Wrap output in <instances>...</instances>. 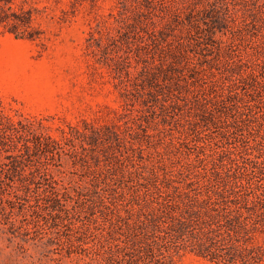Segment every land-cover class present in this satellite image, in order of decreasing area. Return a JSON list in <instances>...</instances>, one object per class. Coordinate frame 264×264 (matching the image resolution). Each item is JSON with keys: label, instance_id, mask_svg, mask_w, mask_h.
<instances>
[{"label": "trees", "instance_id": "obj_1", "mask_svg": "<svg viewBox=\"0 0 264 264\" xmlns=\"http://www.w3.org/2000/svg\"><path fill=\"white\" fill-rule=\"evenodd\" d=\"M241 2L251 16V21L243 19V36L249 34L246 56L226 51L223 63L207 64L193 55L214 39L216 25L227 27L238 19L231 0L170 5L162 0L159 7L155 0L123 3L119 13L125 15L124 23L137 27L144 32L141 38L147 35L151 42L135 43L136 55L145 62L137 98L145 106L154 101L164 124L179 123L186 111L187 137L178 142L162 133L154 138L144 124L149 114L128 119L136 95L126 87L123 123L119 119L86 122L82 129L61 127L60 138L44 126L0 114V232L10 239H41L48 215L50 227L56 229L51 234L62 236L61 225L71 231L59 243L61 249L98 255L107 264H175L176 255L185 251L222 264H262L261 251L247 242L260 220L252 218L249 181L234 171L203 172L201 146L197 138L188 137L198 136L201 121L216 123L217 112L234 111L242 120L264 108V0ZM3 10L0 7V20ZM210 10L215 13L207 28L210 41L201 43L193 33L201 29L198 16ZM216 43L220 52L221 43L227 42L221 37ZM148 54L154 57L152 63L143 58ZM239 82L249 90L240 92ZM186 105L192 108L189 113ZM193 111L201 112L198 119H192ZM76 138L90 145L91 159L98 165L89 169L91 186L65 180L56 169L63 142ZM189 140L199 149L195 158L183 155ZM145 145L151 150L146 152ZM29 208L32 219L25 221L21 217Z\"/></svg>", "mask_w": 264, "mask_h": 264}, {"label": "rangeland", "instance_id": "obj_2", "mask_svg": "<svg viewBox=\"0 0 264 264\" xmlns=\"http://www.w3.org/2000/svg\"><path fill=\"white\" fill-rule=\"evenodd\" d=\"M125 1L130 4L133 0H0V7L5 11L0 20V114L31 122L34 127L44 126L46 131L60 138L61 127L82 129L86 122L119 119L123 123L127 101L122 91L126 87L136 95L128 119L149 114L144 124L155 134L154 138L157 133H162L166 139L173 138L175 142L184 137L186 111L179 123L164 124L154 101L148 102L146 108L142 98H137L136 87H140V73L145 62L136 55L135 43L151 42L147 35L141 38L144 32H139L137 27L124 23L125 15L119 12ZM161 1L155 0L156 7ZM164 1L170 5L196 0ZM237 3L231 0L230 5L237 7L238 19L227 27L216 25L212 41L208 38L207 28L215 13L210 10L198 16L201 29L193 33V38L201 43L209 40L210 44L201 53L193 55L195 60L199 59L203 64L208 60L223 63L226 51L239 54L238 57L246 56L249 34L243 36L247 33L243 19L251 21V16L248 5L241 0ZM224 12L225 9H220V13ZM221 37L227 43H221L219 52L216 42ZM201 45L205 47V44ZM143 58L151 63L154 61L150 54ZM238 90L247 91L249 86L239 82ZM189 106H185V110H189L187 113L192 110ZM191 113L192 119H198L201 112ZM229 114L217 112L220 117L216 123L201 121L198 136L191 134L188 137L197 138L196 144L201 146L200 169L203 172L234 171L249 181L250 189L253 188L249 197L254 208L252 218L260 220L247 242L261 251L264 264V108H256L254 116H243L242 120L234 116V111ZM123 126L120 125L119 130H124ZM161 143L160 146L164 145ZM145 146L146 152L151 150ZM184 149L183 155L190 154V158H195L199 150L191 140ZM90 150V145L80 138L63 142L61 158L59 156L56 162L58 175L65 180L73 179V183L91 186L89 169L98 165L91 159ZM119 150L126 152L123 145ZM100 155L106 157L103 153ZM220 164L222 166H218ZM21 218L32 219L30 208ZM46 219L41 239H10L0 232V264H107L98 255L61 249L59 243L65 241V234L71 231L61 225L62 236L57 232L51 234L56 229L50 227V216L46 215ZM175 264L222 263L185 251L176 255Z\"/></svg>", "mask_w": 264, "mask_h": 264}]
</instances>
